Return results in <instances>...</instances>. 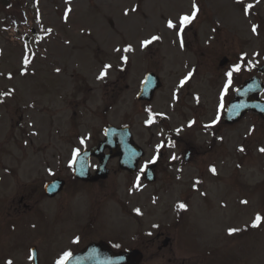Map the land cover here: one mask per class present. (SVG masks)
<instances>
[{
  "label": "rangeland",
  "instance_id": "rangeland-1",
  "mask_svg": "<svg viewBox=\"0 0 264 264\" xmlns=\"http://www.w3.org/2000/svg\"><path fill=\"white\" fill-rule=\"evenodd\" d=\"M243 2L254 5L248 16L235 0H196L200 10L182 34L181 48L178 29H169L167 21L190 15L193 0H0V93L12 90L0 96V264L34 236L55 238L72 228L80 205L82 212L100 215L97 222L107 218L108 237L122 248L145 249L143 264H264V222L251 227L257 213L264 216V121L252 112L234 125L222 121L233 88L264 63V0ZM153 35L160 39L141 49L140 42ZM128 45L133 51L124 53ZM106 63L113 67L97 80ZM235 63L242 68L233 74L219 122L205 129L217 118L224 73ZM190 71L193 76L177 90ZM146 72L159 75L162 87L145 104L136 92ZM146 108L163 116L146 125ZM189 121L195 123L189 127ZM106 124H128L145 155L132 174L110 159L109 179L81 188L72 178L73 150L97 143ZM169 140L175 146L160 149L156 180L148 183L142 173L139 189L133 187L156 145ZM57 176L66 184L49 199L43 183ZM21 194L31 208L15 211L10 203ZM180 202L186 210L177 209ZM229 228L241 231L230 236ZM156 233L171 238L158 252L163 258L151 256ZM96 236L92 231L83 237Z\"/></svg>",
  "mask_w": 264,
  "mask_h": 264
},
{
  "label": "water",
  "instance_id": "water-1",
  "mask_svg": "<svg viewBox=\"0 0 264 264\" xmlns=\"http://www.w3.org/2000/svg\"><path fill=\"white\" fill-rule=\"evenodd\" d=\"M226 61L227 58H223L220 65L224 64ZM259 72L264 74V64L259 67ZM143 82L138 98L151 100L154 91L160 86V81H158V77H155L154 74L147 73ZM263 91L264 87L262 80L256 75L245 80L243 84L236 87L233 93V99L226 107L223 118L224 122L233 124L248 111L257 112L262 120H264V99L259 98V95L263 93ZM105 147L110 149L109 153L101 157ZM190 152L191 149L187 150L186 154ZM90 155H97L100 157V165L97 168L95 177H93L95 179L98 177H106L107 171L105 170V165L108 161L107 159L116 155L119 156V166L121 168L134 172L138 161L143 155V151L141 147L134 143L128 127L118 128L107 125L104 129V140L99 142L94 148L84 151L81 155L76 157L75 172L82 180L92 179L89 176L86 161ZM153 166L154 164L149 166L145 173L146 180L149 182L154 180ZM51 185H55V187H51ZM62 185L63 183L61 181H52V183L47 184L46 190L53 196L55 192L61 189ZM167 241L168 238H165L162 242L163 246L167 245ZM141 258V254L136 249L113 253L111 250H108L104 244L98 243L88 245L87 249L73 256L67 264H139Z\"/></svg>",
  "mask_w": 264,
  "mask_h": 264
},
{
  "label": "snow or ice",
  "instance_id": "snow-or-ice-1",
  "mask_svg": "<svg viewBox=\"0 0 264 264\" xmlns=\"http://www.w3.org/2000/svg\"><path fill=\"white\" fill-rule=\"evenodd\" d=\"M235 2L237 4H242L243 5V14L245 16H248L250 14V9L253 8V4L251 3H248V4H244L243 0H235ZM257 2H259V0H257ZM199 7L196 3V0H193V3H192V11H191V14H182L178 17V22H174L172 19H169L167 21V27L169 29H178L177 32H176V35L178 37L181 38V44H180V47L183 48L184 47V43H183V37H182V34L186 28L187 25L191 24L196 18H197V14L199 12ZM70 11V9L66 10V13L65 15L67 16V12ZM131 11L132 12H135L137 11V7H133L131 8ZM128 12L129 10L126 9L125 10V15H128ZM257 29H258V25L256 24H253L252 25V33L255 35V34H258L257 32ZM215 30V29H214ZM51 31V30H49ZM160 37L157 36V35H153L151 36L149 39H145V40H142L140 42V48L141 49H144L146 48L148 45L152 44L154 41H157L159 40ZM114 51L116 52H120L121 49L120 48H116L114 49ZM133 51L132 49V46L131 45H128L126 47L123 48V52L124 53H128V52H131ZM246 54H242L240 59L241 61L244 60V56ZM120 60L122 62V64H127L128 63V57L126 55H122L120 57ZM30 61L27 59V57L25 58L24 60V64H25V69H22L21 70V75H23L26 71V67L28 65ZM113 67L112 64H109V63H106L103 65L102 69L100 70L99 72V75L96 77L97 80H104L107 75H108V71L109 69H111ZM241 68H242V65L241 63H235L231 68H229L228 71H226L224 73L225 77H226V80H225V83H224V86H223V89L221 90L220 92V98H221V104L220 106L218 107V110H217V118L213 121H211L210 124H206L204 125L205 129H208V128H212L214 127L218 122H219V119H220V109L223 108V99H224V96L225 94L227 93V91L229 90L230 86H231V83H232V77H233V74L234 73H237V72H240L241 71ZM123 70V69H121ZM60 70L57 69V72H59ZM193 76V72H188L187 75H185L179 82V84L177 85V90H179L180 88L184 87V85L189 81V79ZM9 79H11V74H9ZM11 92L12 90H9L7 92H2L0 93V96H7V95H11ZM172 98L173 100H177L178 97H177V94L176 92H173L172 94ZM238 107V106H236ZM145 111L148 113V119L145 121V124L146 125H151L155 122L154 120V117L157 116V115H160V116H163L162 113H153L152 110L150 108H146ZM166 118V117H165ZM195 121H189V124L188 126L191 127L192 124H194ZM182 131V129H176V132L177 134H179L180 132ZM251 129L249 130V132L251 133ZM217 139H223V137H217ZM81 144H84V139L82 138L81 141H80ZM174 147L175 146V143L174 141H171L169 140L167 145H165V143L163 141H161V143L157 144L156 145V155H153L152 158L150 160H147L145 161V164L141 166L140 168V173L137 174L136 176V183L133 184V187L139 189L140 187V179H141V175L142 173H144L148 167L149 164H155L159 158V152H160V149L163 148V147ZM239 151L243 152L245 149L243 147H240L238 149ZM260 152H264V148H260L259 149ZM79 154V149H74L73 150V159H75L77 157V155ZM177 157L173 154L171 159L172 160H175ZM70 166H71V162H70ZM210 171L215 174L216 173V169L214 167H210ZM50 174H51V170H49ZM200 181L199 180H196L193 184V187L195 188L197 184H199ZM51 187H55V185H51ZM202 195H204V193H201ZM242 204H247V201L246 200H242L241 201ZM177 209L179 210H186L187 209V205L183 202H180L177 204ZM135 211L137 212V214H140V209H135ZM264 222V216H262L260 213H257L252 224H251V227L255 228V227H258L260 226V224ZM153 228L155 227H158L157 225H153L152 226ZM228 235H233L234 233H237L239 231H241V229L239 228H229L228 230ZM148 235H151V233H148ZM72 254L70 252H64L63 255L56 261V264H65V262L69 259V257L71 256ZM29 260H32L33 257L30 255L29 257ZM5 264H13V261L11 259L5 261Z\"/></svg>",
  "mask_w": 264,
  "mask_h": 264
},
{
  "label": "flooded vegetation",
  "instance_id": "flooded-vegetation-1",
  "mask_svg": "<svg viewBox=\"0 0 264 264\" xmlns=\"http://www.w3.org/2000/svg\"><path fill=\"white\" fill-rule=\"evenodd\" d=\"M95 164L98 162L95 158L90 160V165ZM10 170H12V166L9 167ZM94 167H92L93 172ZM15 171V170H14ZM58 177V176H57ZM56 178V177H54ZM109 178L106 177V179H101V180H95V182H81L76 180V182L82 184L81 188L84 186L85 183L96 186L97 183L101 181H106ZM66 184V183H65ZM60 193V192H59ZM58 193V194H59ZM58 194L56 197H58ZM68 201V200H65ZM26 200V196L24 194H21L19 199H13L12 202L10 203L11 207L15 211H20L21 209L23 210H28V207L31 208ZM77 202L76 204H78ZM36 204V201L33 202V206ZM35 207V206H34ZM81 205L76 209L77 215H79L73 222H72V228L69 230L67 229H61V233L56 236L55 238L51 237V235L44 234L43 236H34L31 242L27 245L26 248L23 249V251L20 254H15L12 257H9L8 259H11L13 261V264L16 262L17 264H31L32 261L29 260V256L31 255V247H35L36 250V258L38 260V264H56V261L63 255L64 252H70L72 255L77 253L78 251L82 250L85 246L88 245V243H98L102 242L103 244H106L108 247H110L112 250H117L120 251V249H129V248H122L121 245H119L118 241L116 238L111 239L108 237V226L106 225L107 218L106 219H101L97 222L96 218L99 217L100 215H94V213L90 212V217L88 213L82 212L81 210ZM102 207V206H101ZM96 232L97 236L96 237H91V238H84L83 236H87V233L89 232ZM164 235L161 233H156L153 238H151V243H160L161 238ZM44 237L48 238L50 240V246L48 247H40V244L44 240ZM54 245H59L61 250L56 251L54 249ZM119 246H118V245ZM141 245V243L139 244ZM53 246V247H52ZM40 247V248H39ZM138 248V247H137ZM143 256V259L140 264H143V262L146 259V256H144V250L142 248H138ZM55 250V251H54ZM163 249H159L157 247L156 251L151 254L152 258L154 256H161L163 258L162 253H158ZM19 255V256H18ZM19 261V263H18Z\"/></svg>",
  "mask_w": 264,
  "mask_h": 264
}]
</instances>
